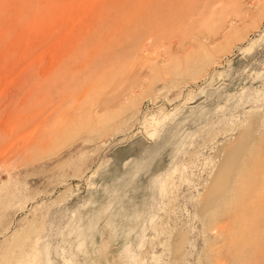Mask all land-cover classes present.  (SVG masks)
<instances>
[{
	"label": "rangeland",
	"instance_id": "374dc122",
	"mask_svg": "<svg viewBox=\"0 0 264 264\" xmlns=\"http://www.w3.org/2000/svg\"><path fill=\"white\" fill-rule=\"evenodd\" d=\"M0 264H264V0H0Z\"/></svg>",
	"mask_w": 264,
	"mask_h": 264
}]
</instances>
